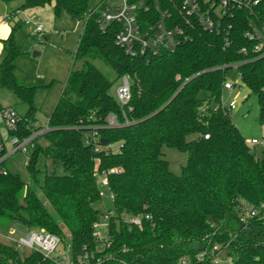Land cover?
Returning a JSON list of instances; mask_svg holds the SVG:
<instances>
[{
  "label": "trees",
  "instance_id": "obj_1",
  "mask_svg": "<svg viewBox=\"0 0 264 264\" xmlns=\"http://www.w3.org/2000/svg\"><path fill=\"white\" fill-rule=\"evenodd\" d=\"M15 1L22 4L10 18L19 10L53 5L55 15L64 11L83 22L74 59L84 62L69 72L47 119L50 130L41 136L46 146L35 143L28 155L29 181L17 172L0 174V220L59 237L78 264L83 248L95 253L104 244L94 235L99 175L114 212L106 216L107 247L97 254L111 259L102 264H178L183 259L212 264L210 257L197 256L215 244L230 264H264V149L258 158L220 101L227 71L236 67L264 120V56L254 53V42L244 37L250 20L264 23V0L252 12H235L227 46L222 35L185 25L189 38L173 52L136 57L115 44V23L100 27L90 0H2ZM171 17L181 22L174 10ZM19 27L14 24L1 40L0 89L26 106L29 136L36 124L37 88L14 75L15 61L24 56L13 37ZM96 60L115 73L114 80L92 64ZM122 77L130 90L124 107L116 92L110 93ZM202 92L206 98L200 99ZM109 117L115 118L113 125ZM163 147L187 155L180 175L169 170ZM40 155L60 164L62 173L40 170ZM243 207L255 212L245 224L238 217ZM125 217H140L141 228L124 223ZM0 264L54 263L37 253L21 259L17 250L0 244Z\"/></svg>",
  "mask_w": 264,
  "mask_h": 264
},
{
  "label": "built area",
  "instance_id": "obj_2",
  "mask_svg": "<svg viewBox=\"0 0 264 264\" xmlns=\"http://www.w3.org/2000/svg\"><path fill=\"white\" fill-rule=\"evenodd\" d=\"M162 2L165 3L164 6ZM260 3L261 0H101L96 5L95 11L98 13L97 22L101 28L105 29L111 23L117 25L115 44L123 49L125 54L136 57L162 51L173 52L188 40L186 26L196 25L210 34L222 35L227 46L235 12H252ZM173 10L179 15L180 23H175L176 20L171 17ZM22 22L25 25H32L31 32L34 35L43 31L37 20L25 19ZM244 37L254 42L252 48L254 53H261L259 56H264V23L250 20ZM232 87L227 81L223 84V90L231 91ZM116 98L121 107H124L130 98L129 80L126 77L121 78L120 85L116 89ZM236 103V100H231L225 106L230 111L236 107ZM114 119V117L108 118L111 125ZM27 130L29 131V125L23 115L18 114L11 107H0V174H7L5 162L14 154L22 153L28 158L34 144L38 143L37 140L50 129L47 121L44 125L36 123L30 129L32 133L29 136L25 135ZM249 145L264 147V136L259 140L252 139ZM100 196L102 197V194ZM239 211V221L243 224L255 215V212L248 207H243ZM124 223L137 228H141L142 225L140 217H125ZM16 234H19L20 238L9 237ZM94 235L97 237L95 233ZM0 236L17 251L26 248L54 264H74L65 243L43 229H30L16 224L10 227L8 233ZM106 239L95 253L87 252L83 248L78 264H102L103 259H111L110 255L97 256L104 247H107ZM221 254L225 259L221 258ZM206 257L211 258L212 264H229L225 251L217 244L207 246L197 256V260ZM178 264L192 263L183 259Z\"/></svg>",
  "mask_w": 264,
  "mask_h": 264
},
{
  "label": "rangeland",
  "instance_id": "obj_3",
  "mask_svg": "<svg viewBox=\"0 0 264 264\" xmlns=\"http://www.w3.org/2000/svg\"><path fill=\"white\" fill-rule=\"evenodd\" d=\"M100 1L90 0L89 9L95 8ZM21 4L22 1L4 4L0 0V26L5 25L6 28L11 30L14 24L20 25L19 29L14 32L13 37L24 56L15 61L14 75L17 81L37 88L33 98V105L36 108L34 118L37 124L44 125L64 88L69 72L82 68L84 61L75 60L74 53L83 22L71 20L64 11L55 15L53 5L19 10L13 18H10V14H14L13 12ZM25 19L37 20L43 29L42 33L34 35L31 32L32 25H25L22 22ZM40 36H44L45 39L39 41L37 37ZM3 57L4 53L0 40V62ZM92 64L110 81L115 79V73L102 61L96 60ZM226 81L233 87L231 91H222L220 101L222 104H228L231 100H236V107L229 111L230 118L250 147L249 144L252 139L259 140L264 136V120H260L257 98L241 83L236 67H232L227 71ZM119 85L120 81L114 83L110 91L113 97ZM199 98H206V94L200 93ZM214 106L215 103L212 101L211 107ZM0 107H11L20 115L26 112V106L6 89H0ZM188 139L190 140L192 137ZM37 141L42 147L46 146L44 139L39 138ZM263 149L264 147L254 146V153L258 158L262 157ZM161 152L163 159L168 162L169 170L175 175H180L182 167L186 164L187 155L166 147H163ZM26 164L27 156L22 153L14 154L5 162L8 171L19 173L22 180L28 182ZM37 167L43 172L49 173L55 170L57 174L62 173L60 164H53L52 158L43 155L39 156ZM97 180L102 197L101 202L96 206L99 215L94 233L97 235L98 240L103 242L107 234L106 216L113 215L114 212L112 199L103 177L97 175ZM46 206L48 207L47 203ZM48 209L52 212L51 208L48 207ZM10 225L7 220H0V235L8 233ZM9 237L20 238V235L16 234ZM0 244L11 247L1 236ZM30 253L31 251L26 248L18 250L21 259L27 257ZM223 256L221 254V258L225 259ZM228 263L230 264V260H228Z\"/></svg>",
  "mask_w": 264,
  "mask_h": 264
},
{
  "label": "crops",
  "instance_id": "obj_4",
  "mask_svg": "<svg viewBox=\"0 0 264 264\" xmlns=\"http://www.w3.org/2000/svg\"><path fill=\"white\" fill-rule=\"evenodd\" d=\"M9 19V18H8ZM10 33V29L6 28L5 25L0 26V40H4L7 38V36ZM230 221H232L233 224H236V219L234 216L230 218Z\"/></svg>",
  "mask_w": 264,
  "mask_h": 264
},
{
  "label": "water",
  "instance_id": "obj_5",
  "mask_svg": "<svg viewBox=\"0 0 264 264\" xmlns=\"http://www.w3.org/2000/svg\"><path fill=\"white\" fill-rule=\"evenodd\" d=\"M236 224H237V222H236Z\"/></svg>",
  "mask_w": 264,
  "mask_h": 264
}]
</instances>
